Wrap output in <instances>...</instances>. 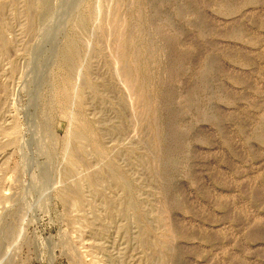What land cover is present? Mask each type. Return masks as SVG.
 Here are the masks:
<instances>
[{
  "label": "rangeland",
  "instance_id": "374dc122",
  "mask_svg": "<svg viewBox=\"0 0 264 264\" xmlns=\"http://www.w3.org/2000/svg\"><path fill=\"white\" fill-rule=\"evenodd\" d=\"M0 264H264V0H0Z\"/></svg>",
  "mask_w": 264,
  "mask_h": 264
},
{
  "label": "bare ground",
  "instance_id": "6f19581e",
  "mask_svg": "<svg viewBox=\"0 0 264 264\" xmlns=\"http://www.w3.org/2000/svg\"><path fill=\"white\" fill-rule=\"evenodd\" d=\"M72 56V55H71Z\"/></svg>",
  "mask_w": 264,
  "mask_h": 264
}]
</instances>
